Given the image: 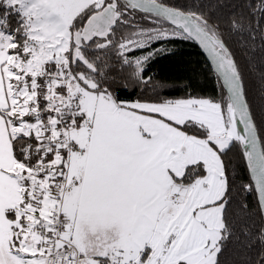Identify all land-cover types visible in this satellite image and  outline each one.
<instances>
[{"label":"snow or ice","instance_id":"obj_1","mask_svg":"<svg viewBox=\"0 0 264 264\" xmlns=\"http://www.w3.org/2000/svg\"><path fill=\"white\" fill-rule=\"evenodd\" d=\"M261 20L264 0H0V264H221L236 209L264 264V107L226 39L264 52ZM176 39L216 97L143 75ZM117 66L155 99L122 98Z\"/></svg>","mask_w":264,"mask_h":264},{"label":"trees","instance_id":"obj_2","mask_svg":"<svg viewBox=\"0 0 264 264\" xmlns=\"http://www.w3.org/2000/svg\"><path fill=\"white\" fill-rule=\"evenodd\" d=\"M195 2H199V0H195ZM221 2H227V0H221ZM257 2L258 0H251L253 5ZM229 11L230 9L225 7L216 14L227 20ZM245 15H247V10H245ZM256 19H260L259 15L256 16ZM260 22L264 25V20ZM245 23L247 24L248 21L246 20ZM224 26L227 27V25ZM226 39L244 73L246 87L254 110L259 114L261 108L264 107V82L261 80V72H264V52L259 47L261 42L257 38L256 50L249 55L247 49L238 42L239 37L231 36L229 38L226 34ZM162 44L170 51L150 61L143 75L152 77L153 85L157 82L163 85V98H184L189 94L193 97H216L218 95L219 90L214 71L192 40L176 39L168 42H157L154 47H160ZM141 54V51L135 53L136 56ZM133 70L134 66L133 68L125 66L122 71L117 66L112 70L117 75L119 85L127 84L128 86L127 91H121L119 95L124 99H155V93L146 87H137L131 79H121ZM134 89L135 91H133ZM241 175L244 174L241 173ZM246 179L245 175L244 180H238L237 183H242ZM237 199L242 200L243 196H238ZM248 203L251 208H254L255 198L249 197ZM235 213L233 223L237 228L236 236L224 250L220 258L221 264H257L262 247L259 241L250 235H244L241 229L244 224H247L250 231H256L261 223L260 219L255 215H245L238 209L235 210Z\"/></svg>","mask_w":264,"mask_h":264},{"label":"water","instance_id":"obj_3","mask_svg":"<svg viewBox=\"0 0 264 264\" xmlns=\"http://www.w3.org/2000/svg\"><path fill=\"white\" fill-rule=\"evenodd\" d=\"M197 46H198V48L201 50V52L203 53V55L205 56V58L207 59V61L209 62V64H210V66H211V68H212V65H211V61L209 60V58H208V56H207V53H205L204 51H203V49H201L200 48V46L195 42V41H193ZM212 70H213V68H212ZM214 71V70H213Z\"/></svg>","mask_w":264,"mask_h":264}]
</instances>
